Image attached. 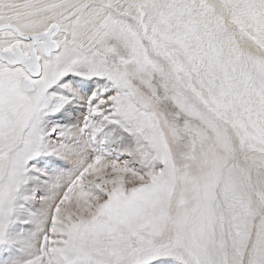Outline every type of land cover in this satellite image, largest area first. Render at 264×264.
Listing matches in <instances>:
<instances>
[{"label":"snow or ice","instance_id":"1","mask_svg":"<svg viewBox=\"0 0 264 264\" xmlns=\"http://www.w3.org/2000/svg\"><path fill=\"white\" fill-rule=\"evenodd\" d=\"M0 264H264V0H0Z\"/></svg>","mask_w":264,"mask_h":264}]
</instances>
